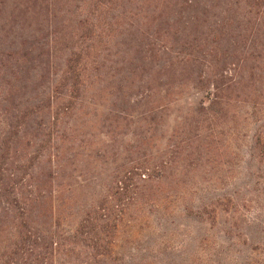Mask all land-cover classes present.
<instances>
[{"label":"rangeland","instance_id":"rangeland-1","mask_svg":"<svg viewBox=\"0 0 264 264\" xmlns=\"http://www.w3.org/2000/svg\"><path fill=\"white\" fill-rule=\"evenodd\" d=\"M0 1V140L32 226L69 236L115 198L107 252L89 264H264V57L245 61L240 103L186 86L146 96L120 54L100 56L126 36L99 33L97 69L71 93L54 81L68 29Z\"/></svg>","mask_w":264,"mask_h":264},{"label":"trees","instance_id":"trees-1","mask_svg":"<svg viewBox=\"0 0 264 264\" xmlns=\"http://www.w3.org/2000/svg\"><path fill=\"white\" fill-rule=\"evenodd\" d=\"M35 7L39 13L44 10L40 21L55 20L68 29L71 40L64 46L54 81L71 93L87 69H97L89 56L96 45L89 39L99 33L126 36L112 41L123 49L102 40L100 56L106 60L110 48L113 55L120 54L126 73L144 76L139 82L144 83L146 96L157 88L186 86L210 91V104L240 103L245 97L244 79L253 77L252 71L244 72L245 61L264 57V0H11L7 4L8 14L17 9L22 19L34 14ZM19 56H25L23 46ZM7 152V143L0 140V264H89L104 255L103 228L113 225L109 209L117 206V199L86 211L69 236L40 230L26 217L29 202L15 181V166L4 161ZM119 184L122 189L124 183ZM81 255L85 260L74 263Z\"/></svg>","mask_w":264,"mask_h":264}]
</instances>
